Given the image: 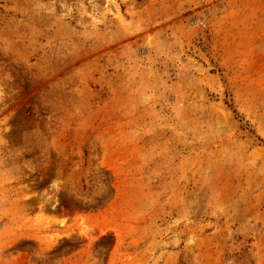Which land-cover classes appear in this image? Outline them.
<instances>
[{
  "label": "rangeland",
  "instance_id": "1",
  "mask_svg": "<svg viewBox=\"0 0 264 264\" xmlns=\"http://www.w3.org/2000/svg\"><path fill=\"white\" fill-rule=\"evenodd\" d=\"M0 264H264V0H0Z\"/></svg>",
  "mask_w": 264,
  "mask_h": 264
}]
</instances>
